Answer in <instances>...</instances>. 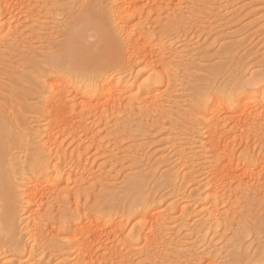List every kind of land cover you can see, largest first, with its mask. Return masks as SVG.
Returning a JSON list of instances; mask_svg holds the SVG:
<instances>
[{
  "label": "rangeland",
  "instance_id": "374dc122",
  "mask_svg": "<svg viewBox=\"0 0 264 264\" xmlns=\"http://www.w3.org/2000/svg\"><path fill=\"white\" fill-rule=\"evenodd\" d=\"M6 1L8 3L5 4L7 7L0 8V22L3 25L1 26L3 31L0 32V139L6 148H10L9 157H12L14 162L16 161L19 164L20 162L25 163V160L30 158L34 153L35 145H37L31 142L32 135L28 134L31 133L30 130L35 123L34 121L37 120L36 118H38L37 121H40V124H42L44 118L42 113H40V116L38 112L40 108L38 107L41 105V96L45 91L42 84L46 86V83L48 84L46 80H51L52 76L48 71L49 68L47 69L49 67L47 64L49 63L47 62L49 60L48 55L59 50V46L64 39L65 27L74 21L78 13L89 8L93 9L94 18L101 16L107 18V14L111 10V3H109L110 0ZM132 1V3L129 2L132 10L129 25H138L142 21L143 27L148 26L145 29L148 30L149 28L151 31H149L150 36L153 35L152 38H147L148 49H151V45L154 47L152 48V50L154 49L153 53L149 56H152V59H157L158 44H166L164 46H166L167 54L169 52V58L168 55L166 57L164 55V57L165 59L168 58V61H172L171 63L175 68V74L170 79L172 82H166V79H164L160 91L153 93L159 97L158 99L163 98L161 102L166 103L160 104L164 105L163 108L161 106L158 107L159 110L155 108V111H150L153 108L149 110V107L144 105L149 104L147 101L148 95L145 96V93L142 92H139V95L135 93L137 92L135 86L129 92V95L133 99L135 98V101L138 99L139 102L129 99L128 95V97L125 96L126 98L120 106L112 110L107 109L106 113H102L106 116L103 117L101 113L102 116L99 114L103 119L102 121L99 119L100 116L96 115L97 112H95L96 118L93 119L94 113L86 111L90 113L87 116L90 117L87 121L90 127L87 131L88 136L84 135V132H79L80 135L76 136H80L82 140L80 144L76 141L77 138H73L71 135L60 138L62 140L61 148L66 149L69 153L81 146L79 147L81 149L75 152V156L79 159L75 160V165L70 164L68 166L69 169L71 166L75 167V169L72 167L71 170L76 171L75 179L77 182H74V176L71 177L72 179L69 178L71 180L67 182V172L63 173L65 176H62L61 182L63 183H61L60 188L62 186L67 187L69 191L65 188L64 194L66 192L69 194L67 193L68 195L64 196L62 193L63 196H60L54 193L53 197H66L68 199L64 202L54 199L55 208L52 213L44 215V219H46L44 222L47 224L56 222L54 215L58 216L60 212L67 211L66 208L74 209L76 204L81 211L85 207L93 209H99V207L105 205L114 207L127 182L131 179L136 181L139 179L142 181L141 190L152 200L153 204L151 203V205H158L155 206L156 209L164 211L165 214L162 227L166 232L168 231L167 235L166 232L164 233L168 237H163L165 235L162 234L164 239L162 241L164 242H162L158 251L161 255L158 254L157 264L161 262L163 264H208L209 262V264H264V172L262 171V174L255 179L251 175V177L249 175L242 176L240 174L242 173L241 167L237 168L235 173L241 175L240 179L233 178L230 179L229 184L227 183L229 185L227 187L230 189L228 190L225 187L227 193L220 199L221 203L218 202L217 205L220 218L211 220L204 211L203 206L206 205L201 203V206L199 201L197 202L199 197V192H197L199 184L197 182L203 179L205 176L204 171H206L204 166L200 168L201 165L198 164L204 159L202 160L197 156L192 158L194 151H198L197 148H201L200 145L205 143V125L208 124L207 119L209 116L207 112L202 111L204 108L200 106L199 99L205 95L224 97L226 85L242 75L248 77L264 75V0ZM174 18L179 21L174 25L176 28L172 32H168L163 26ZM8 20L10 23L13 22V25L6 23ZM14 25H16V28ZM112 25L113 31L115 29L117 31L118 25ZM115 25L116 27H114ZM10 26H13L16 31L18 28V32H14L13 27ZM119 26L121 25L119 24ZM8 28L11 30H7ZM8 31L11 32L7 36ZM11 34L14 37L10 36ZM15 35L22 37L23 40L21 39L22 41L19 40L15 43L19 39ZM168 44H171L170 47ZM173 49L175 50L174 53L171 51ZM176 52L179 53L177 57ZM139 62H137L135 73L140 70L138 73L143 75L144 73H141L143 70L137 68L142 67V63ZM156 66L163 71L161 64ZM165 68L166 72L168 69ZM48 74H50V78ZM143 76L147 75L144 74ZM213 93L214 96H212ZM154 98L152 99L154 100ZM126 99L130 100V105L129 100ZM157 104L159 105V101ZM247 110L242 114L239 113L240 111L235 112V110V113L230 111L229 114L224 107L219 108V121L224 124L220 125L223 129L219 126L218 132H221V129L222 132L225 131L219 135L221 136V142L225 144V142H231L236 138L237 143H234L236 144L237 153L250 145L251 150L253 148L255 153L258 154L259 152L261 154L260 152H262L264 154V95L260 94ZM142 111H145L146 114ZM35 113L39 114L40 118ZM85 114L87 115V113ZM231 114L233 117L229 116ZM93 120H95L94 123H92ZM189 124H192V128ZM143 126L142 131L140 128ZM137 127L140 132H138ZM134 129H137V131L135 130V132ZM86 137L88 138L85 139ZM89 137H94L93 144L89 143ZM195 138H198L199 141ZM189 140L191 141L189 142ZM187 144L191 146L192 150L190 146L186 147ZM193 145L195 147H192ZM179 149L182 153L185 152V157L188 154L191 158H185L181 152H178ZM51 153L50 155L55 157V153ZM196 157L199 159L196 160ZM13 160L10 159V161ZM183 161L187 162L184 163ZM189 161L191 164L195 162L199 168L195 166V163L190 165ZM16 162L14 165H16ZM191 166L193 167L190 168ZM193 168L204 169V171L198 170L200 172L193 175L195 180L189 181V184L185 183L187 186L182 187V183L188 182L186 181L188 180L187 177V179L183 178L186 175L185 171ZM170 169L182 175L179 174L180 178L176 182L178 184L174 187H165V184L162 183L161 185L159 181L162 175L171 171ZM78 175L79 179L81 176L85 181L81 179L82 182H80L77 179ZM67 184H69V187L66 186ZM85 189L88 190L87 193H85ZM76 193H78V196L75 195ZM71 194L78 197V199ZM48 195L43 197V202L48 199L53 200ZM182 197L183 199L185 197L184 202L187 201L186 203L183 202L184 204H181ZM193 201L196 205H194L195 203L192 204ZM19 203L17 202L18 206L21 204ZM183 205L185 206L184 210L187 207L185 212L189 213L187 217L191 219L180 218ZM42 206H44V209L47 208L45 203ZM170 208H174L173 211L169 212ZM196 211L198 214L205 213L200 217L204 220V224L210 225V227H203L201 218L198 214H195ZM169 213L171 214L169 215ZM190 213L195 215L192 216ZM196 216L200 218V221ZM23 224L17 222L13 227V231H15L13 237L17 240L20 239L21 242L23 240L24 243L22 242V244L25 245L22 256L17 255L16 257L14 255L13 245V247L6 246L3 250L4 255L2 254L5 263L77 264L75 257L70 254L66 236L57 237L53 232V234L50 233L51 228L49 233L47 231L49 239L53 242L57 240V244L59 241V245L64 243L62 245L64 250L62 253L60 251L55 252V250L50 254L49 250L46 249L41 253L38 244L33 247V250L31 249L32 240L29 242V236L26 235L25 231L23 232ZM216 224L218 225L215 227ZM193 225L195 226L193 227ZM203 229L204 231H202ZM206 229L207 234L205 233ZM197 230L198 232H196ZM26 236H28V239ZM16 239L13 240L16 241ZM196 239L200 241L198 242ZM100 242L102 243L103 240ZM101 243H95V248L98 249L99 253L105 252V248H103L104 246L101 247ZM106 243L110 245L109 241H106ZM197 244H200V246ZM202 244L203 246H201ZM31 250L33 251L32 255ZM134 250L132 251L134 253L131 254H135V256L128 254L130 255L128 257L127 255L128 264H146L147 261L143 259L141 253ZM233 252L234 254H232ZM56 254H60V257ZM63 254L65 255L63 256ZM232 255L233 257H231ZM199 257L202 258L199 259ZM24 259L27 262H24ZM231 259H234L235 262L233 263ZM193 261L196 262L193 263ZM99 262V264H103L102 261ZM114 263L117 264V261L112 260L111 264ZM107 264H110V261Z\"/></svg>",
  "mask_w": 264,
  "mask_h": 264
},
{
  "label": "bare ground",
  "instance_id": "6f19581e",
  "mask_svg": "<svg viewBox=\"0 0 264 264\" xmlns=\"http://www.w3.org/2000/svg\"><path fill=\"white\" fill-rule=\"evenodd\" d=\"M129 2L132 3L133 1L110 0L109 3H111V10L109 11L110 13H108L109 15L107 14V18L106 16L94 18V15L92 14L93 9H83L76 15L74 21L72 23H69V25L65 27L64 39L59 46V50L48 55L49 60L47 62L49 63L47 64L49 65V67H47V69L49 68L48 71H50V73L52 74V81L50 79L48 81L46 80V82H48V84L46 83V86H44L45 84H42V87L43 89H45V91L44 94H42V96L44 95L43 98L41 96L42 101L40 102L41 105L38 107L40 108V111L38 112L39 114L42 113L44 118L42 119V124H40V121L38 122V118H36L37 120L34 121L35 126L32 125L33 127L30 130L31 133L28 134L32 135L30 139L31 142L37 144L35 145L36 147L34 153L30 156V158L26 159L25 163L20 162L19 164H17L18 162L15 161L17 166L14 165V160L12 159V157H9L11 152L10 148H6L2 144L0 139V264H7L5 263V258L3 259L2 256L4 247L6 248V246L9 247L13 245L14 249H12L15 253L14 255H16V257L17 255L22 256V250L23 247H25V245L23 246L22 244L23 240L21 242L19 238V240H17L13 237L15 233V231H13V227L17 222L24 223V226H22V230L23 232L25 231L26 235L29 236V242L31 240L33 242V244L31 242V249L33 250V247H35V245L37 246L38 244V247L40 246L39 248H41V253L46 249L49 250L50 254H52V252L55 250V252L60 251L61 253L64 250L62 247L64 243H61L60 246L59 241L57 244V240H54L56 242H53V240L49 239L48 233L51 228L52 230L50 233L53 232L57 235V237L66 236L67 238H65L68 239L70 254L75 257L77 264H99V261H102L101 263L103 264H107L108 261H110L111 264L112 260H116L117 264H128V257L130 256L128 254L134 253L132 252L133 249H135V252L137 250V252L141 253L140 255H142L143 259L147 261L146 264H157L159 260V258H157L159 254L158 251L160 245H162V242H164L162 241V234H168V231L166 232L162 227V220L165 214L164 211L156 209L155 206L158 205H151L152 200L141 190L142 181L139 179L137 181L131 179L129 182H127L126 186L122 190V194L119 192V194L121 195L116 201L117 203L114 207L106 205L103 207H99V209L85 207L82 208L81 211V209L79 210V207L76 204L75 207L73 205L74 209L66 208L68 209L67 211L60 212L58 216L54 215V220H56V222L54 221L51 224H47L46 222H44L46 221V219H44V215L46 213H52L55 208L54 199H58V201L60 202H64L68 199L66 197H53L54 193H57L60 196L62 195V193L64 196L68 193L66 192V194H64L65 188L66 190H68L67 187L62 186V188H60L62 185L61 183H63L61 182L63 179L62 176H65V174L63 173L67 172V182L72 179V176H74L73 180L76 177V171L73 172V170H71V168L74 166H71L70 169L68 166H70V164L73 165L75 160L77 161L79 159L75 156V152L79 151L81 149L79 147L81 146L77 144V147H79L76 150L74 149V152L70 151L69 153L66 151V149L64 150L61 148L62 140H60V138L71 135L73 138H77L76 141L80 144V141L82 140L80 136L77 137L76 135H80L79 132H84V135L88 136L87 131L90 129L88 125L89 122H87L88 118H90L87 117L88 114H90L88 112L90 111L94 113L93 119H95V112H97V116H100L102 113H106L105 111L107 109L112 110L115 107L117 108L126 97L129 96V99H133V97L129 95V92L132 91L135 86V89H137V92L135 93L139 95V92H142L145 93V96L148 95L147 101L149 104H143L147 105L149 107V110L153 108L150 111H155V108L158 109V107L161 106L163 108L164 106L160 105L164 103L163 101L161 102L163 98L158 99L159 97H157L156 94L153 93L160 89V86L162 85L164 79H166V82H172L170 79H172L175 74V68L172 65L173 63H171L172 61L170 62L167 60L169 58V52L167 54L166 46H164L166 44H158V53H156L157 59H152L153 57L149 56L151 53H153L152 51L154 49L152 50V48L154 47L153 45H151V49L149 50L146 41L147 38H152L153 35L150 36L149 28L148 30L145 29L148 26L145 25L146 27H143L144 24H142V21L138 25H129V19L132 17V10L130 9L131 4L129 5ZM5 4H8L6 0H0V8H2L3 6L6 8L7 6ZM8 21L6 23H8L9 25H13V22L10 23V21ZM178 21L176 18H174L170 20L167 25H164L163 28L168 32H172L176 28L174 25L178 23ZM118 23L121 26H119ZM1 24L2 23L0 22V32L3 31L1 27L3 25ZM112 24L118 25L117 31L116 29L115 31H113ZM14 27L16 28V25H14ZM14 27L12 29L15 32L16 30ZM114 27H116V25ZM6 28L7 26L5 27V29ZM7 30L11 29L8 28ZM18 30L19 29L17 28L16 32H18ZM8 32L9 33L6 34L7 36L11 31ZM12 34L10 36H12ZM17 34L20 36L19 33ZM21 39L22 37H19V39L15 41V43H17ZM170 45L168 44L169 47ZM173 50H171L172 53L175 52V50ZM178 54L179 53L176 54V57L178 56ZM164 55L165 57L168 55V58L165 59ZM171 58L173 57L171 56ZM137 62L142 63V67L137 68L143 70L141 71V73L143 72L147 76L144 77V74L141 75L140 73H138L140 70L135 73V71L137 70ZM155 64H161V67H163V71L158 69ZM164 67H166V70L168 69L166 72L164 70ZM48 76L50 78V74H48ZM246 76L242 75L238 77L237 80H231L229 84L226 85V94L224 97L214 96L213 93L212 96L214 97L205 95L199 99L200 106L204 108H201L202 111L204 110L205 112H207L209 116L207 115L208 124L205 125L206 136L203 133V135L205 136V143L203 142L204 145H200V150L197 148L198 151H194L192 158L194 156H197L202 160L204 159L202 162L200 161L201 163H199L198 165H201L200 168H203L204 166V169H206V171H204V169H198L199 167L196 166V163L194 162L195 166L198 168H193L192 170L185 171L186 175L183 178L187 177L188 180L186 181L188 182H184V179V184L182 183L183 185L181 184V186L185 187V183L189 184V181L195 180V178L193 177L194 173L195 175H197V172H200L201 170L205 172V176L203 177V179L197 182L199 184L197 189V192H199L197 202L199 201L200 205L202 203V205L204 204L208 206H203V208L205 213H207L211 220H217L218 218H220V212L218 211L217 205L218 202L221 203L220 199L223 198L224 195H226L227 192L225 187L228 188L227 185L229 184L230 179H240L241 175H251L256 179L258 175L260 176V174H262V171L264 172V154L262 152H260L262 155L259 154V152L258 154L257 152L255 153V150L253 148L251 150V147L249 145L248 147H244L239 153H237L236 144L234 143L236 142V135L235 137L233 136L235 140H232L231 138L232 141L229 140L231 142L227 141L225 142V144H222L223 142H221V136H219L220 134L225 132H222L223 128L220 126L224 123H220L222 121H219L220 116L218 117L220 107H224L228 113L230 111L232 113L235 110V112L240 111L239 113L242 114L247 109H249L250 104L252 105V102L256 100V98L260 94L264 95V75H254L251 77ZM132 95L134 96L135 94ZM152 98H154V100ZM133 101L139 102L138 99L137 101H135V98L133 99ZM158 101L159 105L157 104ZM143 112L145 111H142V113ZM85 113H87V115ZM38 115L36 114V116ZM102 115L103 117L104 115L106 116V114ZM101 116L100 118H98L102 121L103 119H101ZM229 116L233 117L232 114ZM94 121L95 120H93L92 123H94ZM192 124H189L190 127ZM219 126L222 128L221 132L219 131L220 133L218 132ZM138 127H140V125H138ZM143 128L144 126L141 127L140 130H142ZM201 128L203 129V127ZM135 130L137 131V129H134V131ZM140 130L138 132H140ZM90 131L89 133H91ZM26 136L27 135L25 134V137ZM94 137H89L88 140L90 144L94 142ZM87 138L88 137H86L85 139ZM196 140L199 141L198 138ZM190 141L191 140H189V142ZM191 143L193 144V142ZM194 145L192 147H195ZM189 146L190 145L186 147ZM51 152L55 153V157L50 155L52 154ZM178 152L182 153L180 149ZM184 153L185 152L182 153L183 156L185 155ZM186 155L187 158L190 157V155ZM50 157L54 158L51 159ZM197 157L196 160L199 159ZM10 159L13 161H10ZM186 162L187 161H185L184 163ZM194 163L192 164L194 165ZM189 164L192 165L191 162ZM192 167L193 166H191L190 168ZM239 167H241L242 173H240L241 175H236L235 170ZM73 169H75V167ZM167 173L168 174H164L161 176L159 182L161 183V185L162 183H164L165 187H174V185L178 184L176 182L180 178V173L178 174L172 170ZM78 177L79 175L77 176V179L82 182L81 179L83 178L80 176L79 179ZM83 180L85 181V179ZM74 182H77L76 179ZM68 185L69 184H67L66 186ZM88 187L87 189L89 190L90 187ZM87 189H85V193H87ZM229 189L230 188H228V190ZM46 195L50 196V198H53V200L48 199L49 201L46 200V202H43V197H47ZM71 195L73 197H76L75 195L78 196V193H76L75 195ZM76 198L78 199V197ZM181 199H183V197ZM184 199L183 201H181L182 203L180 202L181 204L187 202H184ZM17 202H20L21 204L19 203L20 205L18 206ZM42 202L47 204L46 209L43 208L45 205L42 206ZM75 202L77 203V201ZM195 202L193 201L192 204H194ZM196 203L194 205H196ZM184 207L185 206L183 205V208H181L180 218L183 217L185 218V220H187L190 217H187L189 216V213L187 214L185 212L187 207L185 208V210ZM173 209L174 208H170L168 211L171 212L173 211ZM198 213L196 211L195 214ZM203 213H200L201 215L198 214V216H202ZM170 214L171 213H169V215ZM195 214L192 213L191 215L193 216ZM199 217L197 218L200 221L201 217ZM203 221L204 220H202L201 218V222ZM199 224L201 223L199 222ZM202 225L203 227L207 226L204 224V222ZM217 225L218 224H216L215 227ZM146 226H148V228H146ZM181 226L184 227L183 225ZM194 226L195 225H193V227ZM49 227L50 229L48 230ZM207 227H210V225H208ZM181 229L178 230L180 231ZM153 230H155V232H153ZM202 231H204V229ZM206 231L207 229L205 230V233ZM196 232H198V230ZM166 235L163 237H166ZM28 236H26L27 239ZM199 237L201 238V236ZM13 239H16V241H14ZM101 240H103L102 243L100 242ZM106 241H109L110 245L107 244ZM98 242L102 244L101 247L104 246L103 248H105V252L100 251L101 253H99V251H97L98 249L96 250L95 243ZM140 244L141 246H139ZM197 245L200 246V244ZM201 246H203V244ZM25 250L26 249L24 248V251ZM32 250L31 255L33 254ZM189 253L191 252L189 251ZM65 254H63V256ZM232 254H234V252ZM56 255L59 256L60 254ZM131 255L135 256V254ZM229 255L231 254L229 253ZM231 257H233V255ZM201 258L202 257H199V259ZM156 259L157 261H155ZM232 261L233 263L235 262L234 259ZM24 262L27 261H25L24 259ZM194 262L196 261H193V263ZM29 263L30 262H28V264Z\"/></svg>",
  "mask_w": 264,
  "mask_h": 264
}]
</instances>
